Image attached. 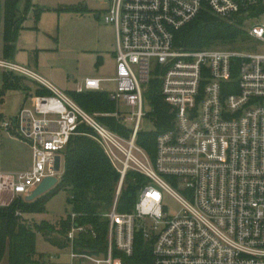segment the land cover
Here are the masks:
<instances>
[{
  "label": "built area",
  "instance_id": "1",
  "mask_svg": "<svg viewBox=\"0 0 264 264\" xmlns=\"http://www.w3.org/2000/svg\"><path fill=\"white\" fill-rule=\"evenodd\" d=\"M103 1L109 6L105 22L115 28L117 49L111 80L116 89L108 94L117 109L133 110L131 116L118 110L113 115L123 126L132 124L129 137L111 131L37 74L0 57L1 68L31 73L51 92L36 96L33 109L22 107L12 123L0 126L15 130L33 153L30 170L0 172V208L26 201L47 179L59 183L64 151L85 125L120 174L113 206L105 215L106 257L75 251L74 243L86 228L72 226L69 262L52 255L44 264H123L114 252L133 257L138 234L153 242L152 264H264V55L185 50L174 42L175 34L203 11L221 19L245 14L247 21L264 13V0ZM248 33L264 45V25H254ZM153 61L160 68L161 96L175 114L173 129L156 138L154 159L137 143L147 115L144 95ZM101 83L86 79L75 92H103ZM129 171L145 176L147 184L134 210L120 213ZM165 195L180 205L178 215L168 214ZM76 218L71 215L73 223Z\"/></svg>",
  "mask_w": 264,
  "mask_h": 264
},
{
  "label": "trees",
  "instance_id": "2",
  "mask_svg": "<svg viewBox=\"0 0 264 264\" xmlns=\"http://www.w3.org/2000/svg\"><path fill=\"white\" fill-rule=\"evenodd\" d=\"M20 0H5L4 14V57L10 59L14 54L17 33L23 22L18 8ZM82 11L80 8H72ZM246 15L221 19L208 11H203L193 21L175 34V45L185 50L209 49L214 45H226L242 40H250L245 30ZM22 22L21 27L19 23ZM19 76L4 72L0 88V102L9 91H22ZM152 103L159 120V131L155 134L140 133L137 143L154 159L156 138L159 134L172 130L175 114L165 103L160 93V84L152 89ZM28 96V94H26ZM38 97L49 96L51 92L37 85ZM69 96L87 113L96 115L98 120L114 133L128 138L130 131L113 117L117 112L116 104L107 92H88ZM105 115H109L106 117ZM79 135L72 137L64 151L65 170L61 181L50 193L26 202L15 200L9 207L0 208V264H41L43 255L36 248L37 236L59 249L69 247L67 235L73 227H85L74 243V250L95 256L105 255L107 251L108 221L105 218L114 203L120 174L111 163L103 147L96 141L94 132L87 126L79 127ZM147 184V178L137 172L129 171L118 202V212L130 213L134 210L139 193ZM65 190L71 195L72 214L77 218L72 222L71 215L56 224L43 221L41 224L29 222L24 215L43 214L45 207L57 191ZM153 242L146 241L138 234L135 251L131 258L118 252L123 264H152ZM44 264V262H43Z\"/></svg>",
  "mask_w": 264,
  "mask_h": 264
},
{
  "label": "rangeland",
  "instance_id": "3",
  "mask_svg": "<svg viewBox=\"0 0 264 264\" xmlns=\"http://www.w3.org/2000/svg\"><path fill=\"white\" fill-rule=\"evenodd\" d=\"M18 8L21 9L19 16L26 19L19 23L21 27L23 22L24 28L17 33L14 60L10 58V61L37 74L68 95L75 92L86 79H99L102 81L103 91L110 94L115 92V83L109 80L116 75L117 49L115 50L114 28L105 22V14L109 10L107 4H102L100 0H20ZM72 8H80L82 11H75ZM2 10L4 19L5 2ZM258 24L264 25V13L247 19L244 28L249 31L252 26ZM209 49L264 55V45L251 38L226 45H214ZM0 57L2 58L1 55ZM4 72L20 77L22 91L7 92L4 101L0 102V126L3 121L12 123L22 107L33 109L37 85H40L31 73L8 71L0 67V88ZM159 83L160 68L153 61L151 83L147 86L148 92L144 95V112L147 114L141 123L144 134L156 135L159 131V120L151 97L152 89H155ZM117 110L123 116H131L133 112L130 107H121ZM124 127L130 130L132 124H124ZM12 138H18L15 130L0 129V170L24 173L31 165L32 152L24 143L20 144ZM64 170L63 157L60 173L63 174ZM165 207L171 217L181 211L180 205L169 195H165ZM70 214H72L71 195L68 191L59 190L50 197L43 214H28L24 217L29 222L37 224L43 221L56 224ZM36 248L38 254L44 256V260L49 256L59 255L61 262H69L70 249H59L41 235L37 236ZM105 257L99 256V258ZM2 264H7V261Z\"/></svg>",
  "mask_w": 264,
  "mask_h": 264
},
{
  "label": "water",
  "instance_id": "4",
  "mask_svg": "<svg viewBox=\"0 0 264 264\" xmlns=\"http://www.w3.org/2000/svg\"><path fill=\"white\" fill-rule=\"evenodd\" d=\"M60 164H61V159L58 157L55 166V170L57 172L60 171ZM57 185H58V181L56 179L45 180L44 183L37 188L34 194L26 199V202H33L36 199L50 193Z\"/></svg>",
  "mask_w": 264,
  "mask_h": 264
},
{
  "label": "crops",
  "instance_id": "5",
  "mask_svg": "<svg viewBox=\"0 0 264 264\" xmlns=\"http://www.w3.org/2000/svg\"><path fill=\"white\" fill-rule=\"evenodd\" d=\"M4 2H5V0H4ZM102 4H105L104 3V1L102 0V1H100ZM106 5V4H105ZM19 10H21V9H19ZM4 20V19H3ZM23 26V25H22ZM111 26V25H110ZM113 28H114V26H112ZM24 27H22V29H23ZM114 31H115V28H114ZM1 44H2V49H1V56L3 57V58H5L4 57V46H5V42H4V36H3V29H2V40H1ZM115 44H116V32H115ZM3 50V51H2ZM115 50H116V48H115ZM115 50H114V52H115ZM113 52V55L115 56V53ZM12 58V60H14L13 58H14V54H13V56L11 57ZM114 79V78H113ZM112 80V79H111ZM111 80H109V81H111ZM112 82V81H111ZM102 84V83H101ZM52 85V84H51ZM53 86V85H52ZM55 87V86H54ZM56 88V87H55ZM103 92H106V91H103ZM14 141H16V142H18V143H20V144H22V143H24L30 150H31V152H32V149H31V147L29 146V144H27L26 142H24V141H22V140H18V138H12ZM31 156H32V161H31V165H30V167H29V169H27V170H30L31 168H32V165H33V153L31 154ZM0 172L1 173H3V174H14V173H19V172H11V170H0Z\"/></svg>",
  "mask_w": 264,
  "mask_h": 264
}]
</instances>
